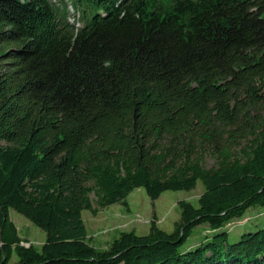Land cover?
I'll return each mask as SVG.
<instances>
[{"label": "trees", "instance_id": "1", "mask_svg": "<svg viewBox=\"0 0 264 264\" xmlns=\"http://www.w3.org/2000/svg\"><path fill=\"white\" fill-rule=\"evenodd\" d=\"M51 1L0 0V264H264V226L224 230L264 208V0H70L77 29ZM196 181L170 232L152 218L86 240L90 194L104 208Z\"/></svg>", "mask_w": 264, "mask_h": 264}, {"label": "rangeland", "instance_id": "2", "mask_svg": "<svg viewBox=\"0 0 264 264\" xmlns=\"http://www.w3.org/2000/svg\"><path fill=\"white\" fill-rule=\"evenodd\" d=\"M204 163L206 167H209L212 160L205 156ZM202 190L201 183L196 181L194 188L190 190H165L151 201L142 188H136L126 195L124 204L118 202L104 208H98L93 194H90L92 207L95 210L81 211L86 240L95 248L104 249L120 232L132 231L138 235L146 234L152 218L155 219L158 228L170 232L173 223L179 218L177 201L186 200L192 205H196L197 196ZM8 217L15 225L18 236L23 240L22 244L25 246L32 244L36 249H39L44 241L45 233L12 209H8ZM263 226L264 208L256 206L250 207L242 218L226 224L224 230L227 231V241L234 242L240 234L254 231ZM208 234L209 231L205 224L193 227L182 248L196 245ZM16 259L15 254H12L10 261L13 262Z\"/></svg>", "mask_w": 264, "mask_h": 264}, {"label": "bare ground", "instance_id": "3", "mask_svg": "<svg viewBox=\"0 0 264 264\" xmlns=\"http://www.w3.org/2000/svg\"><path fill=\"white\" fill-rule=\"evenodd\" d=\"M56 1L57 0H52V2H56ZM64 1L67 11V21L76 29L80 26L79 13L76 9L72 7V5L67 0Z\"/></svg>", "mask_w": 264, "mask_h": 264}]
</instances>
